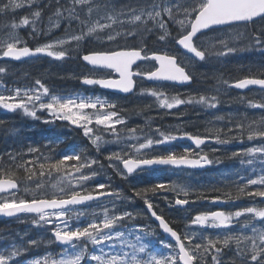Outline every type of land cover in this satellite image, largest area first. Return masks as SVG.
I'll use <instances>...</instances> for the list:
<instances>
[{"label": "snow or ice", "instance_id": "obj_1", "mask_svg": "<svg viewBox=\"0 0 264 264\" xmlns=\"http://www.w3.org/2000/svg\"><path fill=\"white\" fill-rule=\"evenodd\" d=\"M217 7L214 0H192L191 6L188 0H138L135 6L130 3L118 10L112 0H52L47 3L45 0H40V3L36 0H0V17L6 18L4 25L6 32L27 26L32 28L30 34L35 36L36 20H41L46 12L51 11L58 21L52 26L61 28L63 25L59 21H66L68 27L65 28V32L69 37L38 46L33 50L28 46L18 47L19 40L13 36L12 39L16 40V43H7L2 55L20 60L46 54L48 57L62 60L69 55L63 46L67 45L70 48L73 43L80 45L81 41L88 42L93 37H102L99 49L91 50L89 54L79 58L93 68L114 71L119 79L94 78L82 74L80 77L82 84L98 85L104 89L129 94L135 90V77L188 85L194 79L189 66H194L197 62H206L210 56L209 49L197 42L198 34H202L203 30L215 32L241 23L246 26L259 23L249 36V47L264 53V10H261L259 5H242L240 7L244 11L235 16L214 15L213 10ZM21 10H26V14L20 17L17 23L16 17ZM76 24L80 26L79 34H76L73 27ZM175 24L179 25V29L175 30L173 35L172 25ZM144 33L155 34L158 41L164 45L171 44L183 49L186 63L167 51L163 54L152 51L149 55L147 49L143 47L135 44L129 46V41H136L137 37ZM216 40L224 48L223 51L216 52L217 57L237 51L220 37H216ZM57 45L61 46L60 49L54 50ZM137 61H154L158 66L155 70L141 69L133 72V65ZM5 72L6 68L0 67V73ZM261 75H264V72H261ZM35 84L39 88L17 87L14 92L0 90V109L8 112L20 110L25 116L40 120L44 124L67 122L73 126L74 131L90 141L97 153H100L101 145L113 142L98 135V130L112 136L114 142L118 144L123 142L117 126L127 128V121L121 111L117 110L116 103L100 97L77 95L62 97L53 94L39 79ZM224 84L236 89L257 85L264 90V78L246 77L230 85L225 80ZM5 91L8 94H4ZM145 93L155 97L159 106L166 109L192 103L216 108L219 103L216 96L200 95L198 99L195 96H188L184 99L179 94L169 97L155 89H141V94ZM248 106L264 112V99L258 102L250 100ZM45 112L47 117L43 116ZM4 123L0 121V125ZM98 126L103 127L100 129ZM236 127L240 130L239 140L243 143L245 125L241 123ZM127 131L129 141L136 142H129L119 151L105 155L107 167L125 179L156 165L204 168L221 162L218 158L212 159L208 154L196 153L190 148H185L182 154L175 152L151 156L145 154L146 150L182 138L192 141L196 148H200L206 143V137L189 133L176 136L157 129L159 138L146 137L144 142H140V138L135 136L136 128H127ZM209 131L216 133V143L219 144H227L236 139V137L220 139L219 130ZM246 131L247 141L251 142L252 146L233 152L232 157L239 159L241 165L250 166L255 178H247L246 183L238 187L236 197H229V200L213 197L211 203H228L246 196L260 198V203L264 204V116L258 122L248 125ZM59 142L57 140L55 143ZM45 148L50 151V155L44 154ZM75 148L76 145L70 144L66 151L58 153L53 149V142L43 146L30 144L27 146V155L32 157L31 169L24 162L25 153L22 150L0 153V193L8 194L0 197V215L18 217L19 214H34L31 218L33 226L51 233L47 240L22 238L19 246H9L0 250V264H16V261L31 249L53 244L61 246L60 253L34 257L24 264H264V207L249 206L234 212L217 210L198 213L189 219L181 235L167 222L162 213H157L156 205L147 193L155 195L174 191L177 195L185 197L174 201L175 206L183 207L195 203L187 198L189 192L185 187L160 182L151 187L134 188L132 197H122L110 183L97 182L94 189H88L85 187L86 184L100 175L95 166L103 169L104 164L91 152L85 154L83 149L76 152ZM256 164L261 166L259 175L256 174ZM37 166L40 177L50 176L53 171L63 173L62 181L58 185H53L58 190L49 193L43 183L36 182V189L39 191L33 193L31 200L18 197L13 191L18 188L13 169L23 168L28 172L27 178L32 180L33 176L37 175ZM68 167L71 171L67 170ZM240 180H245V177H240ZM249 186H254L253 190L249 191ZM137 197L143 200L150 218L158 222V228L175 241L174 245L167 239H162L159 241L162 249L155 250L152 247L153 240L150 239L157 235L155 229L149 230L145 225L136 224L141 214L117 204V201L134 204ZM102 198L107 200L110 208L102 203L100 212L88 214L76 207L89 201H100ZM165 199L167 200V197ZM169 205L172 206L171 201ZM88 216L91 217L89 222L82 226L72 227L69 223L72 219ZM241 219L244 220L243 224ZM192 225L204 230L217 229L220 234L215 237L205 236L203 232L192 230ZM164 249H167L166 253ZM229 253L230 259L226 261L225 256Z\"/></svg>", "mask_w": 264, "mask_h": 264}, {"label": "rangeland", "instance_id": "obj_2", "mask_svg": "<svg viewBox=\"0 0 264 264\" xmlns=\"http://www.w3.org/2000/svg\"><path fill=\"white\" fill-rule=\"evenodd\" d=\"M188 3H189V6H191L192 0H188ZM57 22L58 21L56 20V17L54 16L53 18L48 19L47 22L44 25H42V24L40 25L41 27L37 30L38 39L45 40V39L51 38L49 41L43 43L42 45L48 44V43H54L56 40H59V39H68L69 38L66 33L59 34L57 32V30H56V27L52 26L53 24H55ZM59 23H60V21H59ZM258 26H259V23L257 25H247V26L243 24V25H235L232 28H227V29L223 28V29H221L220 32L215 33V34H214V32L213 33L207 32L206 34H208V36H205L204 40L207 43H210L211 45H215V44H219L218 41L216 40V37H220L226 43L230 44L231 46H233V47H235L237 49V51L235 53L229 54V56H228L229 59L232 58V61L234 63V66H232L233 64L231 63L232 67H230V69H229L230 71H236V72L245 71L247 73H250L253 70V68H256L257 71L264 72V65L261 63V60H262V57H263L264 53H261L259 51L250 49V47H249V45H250L249 36L250 35L247 34V32H246L248 30L249 33L252 34V29L254 27H258ZM73 27H74V29L76 31V34H79V28H80L79 24H76ZM172 27H178L179 28V25L175 24V25H172ZM237 27H240V28H237ZM173 29H176V28H173ZM16 30L11 32L10 35L5 40V42H4L5 48H6V44L9 43V42L16 43V40L12 39L13 36H15L19 40V43L17 44V46L19 44H23L25 42L22 37H20V36H18L16 34ZM86 30L87 29H85V31ZM41 33H44V34H41ZM139 37L140 36H138L137 39ZM100 38H102V37H93V39H95L97 42L101 41ZM156 39H157V37H156ZM42 45H39V46H42ZM57 46H59V45H57ZM220 46L223 48L222 45H220ZM63 47H65L67 49V52L69 53V55H71V52H70L71 51V47L68 48L67 45H65ZM217 50H219V49H217ZM252 55L254 57L253 60L251 58ZM209 58H210V56H209ZM209 58L203 64H197L196 63L194 65V67H198V68H202L203 69V73L204 74L201 76L202 79L213 78L215 76V71H210V72L206 71V68H209L208 64H207ZM211 59L214 60V59H219V58H215L214 57V58H211ZM146 64H148V63H146ZM37 66H38L37 63H34V62L30 61V62L23 63V64H21L18 67L13 68V67H11V65L9 63L0 61V67H5L6 71L9 70L10 72H21L23 70H27V71L35 72L38 76L44 77L45 73L37 71L36 70ZM226 69H228V66H225V68L220 69L221 73H219V74H222L223 73L222 71H224ZM82 74L83 75H92V74H94V71H91V72H89V71L76 72L74 74V76H75V78L80 79ZM97 75L99 77H106L108 75V73L98 71ZM137 85H138L139 91L138 92L136 91V93H135L136 95H134L132 97H127L126 99L120 98V99H114V100L107 99L108 101L114 102V103H116L118 105V109L117 110L121 111L124 119L127 121V128H135L138 125H140V124H138L139 119L138 118L130 119L127 116H125L124 114H130V113L136 114L137 111L139 109H141L142 103L145 104V107H149L153 111H156L157 108L159 107V103H158L157 99L155 97L151 96V95L146 94V93L145 94H141V89H146V90L155 89V90L163 92L165 96H169V97L173 96L175 93L179 92L178 90H174L171 87H167V86L148 87L144 83H141V82H139ZM28 87H32V86H24V87H20V88L21 89H25V88H28ZM37 88H39V86ZM4 89L11 90L12 92H14V90L16 88H15V86H11V85H7L6 86V85H3V84H0V90H4ZM255 89H258V88H255ZM215 90L216 89H213L212 91H210V93H209L210 96H212L214 94ZM223 93H226V89H224ZM4 94H8V92L5 91ZM76 95L77 96H84L82 94H76ZM143 95H147V99L145 101H142L143 100ZM200 95H203V94L199 93V94H196V95H189V96L199 97ZM254 95L257 96V94H254ZM221 96L222 95L220 93V97ZM259 96L262 99H264V96H261V95H259ZM66 97H68V96H66ZM187 98H188V96H186L184 99H187ZM232 98H233V96H232ZM223 100H227V99H223ZM218 108H219L218 105L214 109H203L202 107H198V109H199L198 112L200 114H205V115L209 114L210 112L211 113L214 112V114L216 115L217 114L216 110ZM250 110L253 111V108L250 107ZM88 112H90V111H88ZM141 112H142V117L143 118H149V120H150L151 116H153L155 119H158V115H155L154 113L150 112L149 110H143ZM43 116L47 117V113L46 112L43 113ZM221 116L226 121H231V120H237L238 114H237V112H233V111H223L221 113ZM37 121H40V120H37ZM152 122H153V125H155L156 122H154V121H152ZM54 124H56V123H54ZM50 125H53V124H50ZM117 128H118V130H126V132H128L127 128H123V126H119L118 125ZM206 129H208V130L209 129H217V130L220 131V126H218V124L216 123V120H215V122L213 123L211 128L207 127ZM245 132H247V131L245 130ZM97 134L104 136L105 140L113 141V142L101 145L100 153H97L96 149L91 145L90 141L88 139H86V138L84 140V143L80 146L79 151H81L83 149L85 151V153L86 152H91L92 155L97 156L98 159L104 164V168L103 169H100L98 165L95 166L96 170L98 172H100V175H98L94 180L89 181L86 184L85 187L88 188V189H94L95 188V184L97 182H103V183H106V184L110 183L111 186L116 191H118L121 194L122 197H132L133 196L132 193H131L132 195L126 193L123 190V188L120 187V186L126 185V184L137 185V184H139L140 179H136L134 177L133 178L128 177L125 180H120L121 176L119 177L118 175L115 174V172L112 169L107 167V161L105 160V155L110 154L113 151H119V149L121 147H125V145L127 143H129V142L133 143V142H136V141L135 140H132V141L128 140L126 142L125 141V137L122 136L123 137V142L118 144V143L114 142V138L112 136L108 135L107 133H104L103 131L102 132L101 131H97ZM239 136H240V130L239 129H229L226 134L225 133L222 134V132L219 134L220 139H228L229 137H236V139L231 140L232 147L231 146L227 147L226 144H221L224 148H227L222 153V158L224 160L222 161L221 164H228L225 161V158H226L227 154L232 155L233 152H237L238 150H240V149H238V145L240 143ZM136 137L140 138V142H144L142 140H144L146 137L159 138V136L156 135V134H145L143 136H136ZM245 140H247V138H245ZM117 144H118V146H116ZM247 144L249 146H252L251 142L247 141ZM161 146L162 145H159V146H156L153 149L146 150L145 154L148 155V156L153 155V154L158 152V150L160 149ZM79 151H76V152H79ZM213 166L215 167V169L214 168H211V169L206 168V169H203V170H205L206 172L209 171V173H215L216 171L220 170L217 167V164L213 165ZM144 175H146V174H144ZM162 175H165L167 177L166 184L172 181V185L185 187L188 190V192H189V195H188L187 198L190 201L198 200V204H197L198 213L207 212V211H217V210H222V211H225V212H234L237 209H242L244 207H249V206L264 207V204L260 203V198H256V201H255L253 198H248L246 196H241L238 199H234V200H236V201L245 200V202L243 204L229 203L228 205H223L224 208H218L216 210L213 209L212 207L208 208L205 205V202L200 201V199H199V197L197 195V192H199L201 190V188L203 187L200 182H194V181L189 180L186 177L185 173L182 172V171H168V170H165L162 167L157 168V170L155 172L156 178L161 180V176ZM257 175H259V174H257ZM117 177L119 178L118 180H117ZM243 177H245V176L243 175ZM121 178H123V177H121ZM253 178H255V177H253ZM242 181H244V180H240V179L223 180V182H225V183H239L236 186L237 189H238V187L243 186L246 183V182H242ZM77 190H80V189H77ZM249 191H251V190H249ZM172 192H173L174 197L172 198L171 193H169V191H168L167 194H165L162 197L163 201L155 200L154 198H150L149 197L152 200V202L154 203V205H156V211L159 214L162 213L164 217H168L169 215L174 214V209L180 207V206H175V204H174L175 199H177V198H181V199L185 198L182 195H177V193L174 192V191H172ZM165 197H167V200L165 199ZM233 197H236V195H234ZM227 200H229V199L227 198ZM169 201L172 202V206L169 205ZM139 202H140V198L137 197V198H135L134 204L130 205L128 201H124L123 203L121 201H117V204L120 205L121 207H124V208L128 209V210H132L134 212H138V213L141 214L139 216L138 220L143 219L144 220V224L141 223V222H137V221H136V224L145 225V226H147V228L149 230L155 229L157 235L154 236V237H151L150 239L153 240L152 247L155 250H160V249H162V245L160 244L159 241L162 240V239H165V238H164L163 235L160 234L158 229H156L153 224L148 222L149 218H148L147 213L145 212L144 206H139V204H138ZM102 203L104 205L108 206L109 208L111 207V205L108 204L107 200L104 199V200H101V201H97V202H93V203H90V204H87V205H84V206L77 207V209L80 210V211H84V212H86L88 214H90L92 212H100L101 211L100 205ZM90 218H91L90 216H88L87 218L86 217H80L79 219H72L69 223H70V225L72 227L82 226L83 223H81V222H85L84 224H86L87 222H89ZM169 221H175V220L169 218ZM243 223H244V220L241 219V224H243ZM236 227L239 228V225H237ZM173 228L175 229V227H173ZM179 229H180L179 232L181 233V235H183V232L185 230V226H180ZM191 229L203 232V234L205 236L212 235L213 237H215L216 235L220 234L219 230H217V229L204 230V229H199V226H196V225H192ZM11 231H12V229L9 230V232H11ZM19 232H20L19 230L16 231V235H18ZM48 238L49 237H48L47 233H45V231H41L40 233H37V236L35 237V239H43V240H47ZM10 246H12V245H10ZM41 246L43 248H46L47 251H43L41 253V255H39V257H43L45 254L55 255V254L61 252V249H57V250L54 249V246H55L54 244L53 245H41ZM8 247H6V248H8ZM233 247H234V245H233ZM4 249H1V250H4ZM164 251L166 253L167 249H164ZM230 255H226L225 256V260L226 261L230 259ZM56 258H58V257H56ZM19 259L16 261V264H24V262L19 261Z\"/></svg>", "mask_w": 264, "mask_h": 264}, {"label": "trees", "instance_id": "obj_3", "mask_svg": "<svg viewBox=\"0 0 264 264\" xmlns=\"http://www.w3.org/2000/svg\"><path fill=\"white\" fill-rule=\"evenodd\" d=\"M37 3H40V0H36ZM52 2V0H45V3ZM138 2V0H112V3L115 5L117 10L121 7H124L128 4H135ZM26 14V10H21L16 17L17 23L19 22V18ZM54 15L51 11L46 12L43 15V18L41 20H36L35 28L38 30L42 25H44L48 19L53 18ZM30 19H35L34 17H30ZM6 23L5 17H0V54L2 53L4 42L7 39V37L10 35L11 32L14 30L5 31L4 25ZM61 24L63 27L58 29L59 34H64L65 28H67L66 21H61ZM179 29L178 27H172ZM240 28V27H237ZM32 32L31 27H20L16 30V34L21 36L23 39H25L26 44L29 46L36 45L43 41V39H38V35H31ZM247 34L251 35L249 31H246ZM38 34V32H37ZM173 35H175V31L173 30ZM156 35H149L148 33H144L142 36H140L136 41H129V46H132L133 44L143 47L146 49L155 48L158 46L159 42L156 39ZM123 44L124 42L121 41ZM100 48V42L95 41L94 39L84 42L78 51L81 52H90L91 50L99 49ZM69 59L62 60V61H52V63L55 64H62L64 65L63 70H59L57 73L49 75L47 79L45 78H38L37 76H28L23 75L22 77L19 76L21 79L20 81L26 84L35 83L37 79L41 80L42 83L45 84L53 94H59V96L66 97L71 95H76L78 92H84L83 88H81L79 82L72 76V72L70 70V66L72 64H75L77 69L75 70H84L86 69V66H84L79 60L77 55H71ZM252 60L254 59L253 55L251 56ZM19 64H15L17 66ZM253 70H256V68H253ZM18 77L17 75H13V72L8 71L6 74H0V84L3 85H19L20 82L14 81V78ZM91 90L92 93L98 94L96 90L93 89H87ZM101 93V94H100ZM99 95H109L108 93L100 92ZM138 119L142 120V112L141 109L137 111ZM128 115V114H126ZM0 121H4L5 123L3 125H0V153H5L11 150L16 151H23L25 153L24 156V162L26 163L27 167L29 169L32 168V165L30 163V160L32 157L27 155V146L33 145V146H43L47 144L48 142H53V149L55 152H64L66 148L73 144L78 138H79V132L73 130V126L68 125L67 122H61L58 121L57 125H54L52 128H46L44 124H35L34 120L30 117L25 116L22 111L18 110L16 112H8L7 110L0 109ZM10 124V125H9ZM30 124H34V128L30 129ZM245 130L248 126V124L244 123ZM102 129V128H100ZM73 133V137L69 136V133ZM244 138L247 135V132L244 131ZM64 137L66 140L64 142L60 141V138ZM59 140V144H56L55 142ZM45 155H50V151L45 148L44 149ZM256 174L259 173L260 165L256 164ZM68 171H71V168H67ZM15 172L14 179L17 181H20L22 184V190L24 191L23 194H19L18 197L31 200L33 193L36 191H39L36 189V182H41L44 184V187L46 191L49 193H52L54 191H57L58 189L54 188L53 185H58L62 179H63V173H57L55 171L52 172L50 176L46 175L44 177H40L38 175L39 168L37 166L36 172L37 175L33 176L32 180H29L28 172H26L23 168L21 169H13ZM186 177L194 182H200L202 184V188L199 192H197V195L202 202H207L208 199L212 197H221V198H228L233 197L237 193L236 186L239 183H225L223 180L228 179H240V177H243V175L246 178H253L255 177L252 173L251 167L247 165H241L239 161L231 162L226 165L219 171H216L215 173H205V172H190V171H184ZM146 176L143 175L142 178ZM147 178H144L143 181L140 180L139 184L134 185H128L126 188L129 191H133L134 188L139 189L141 186L145 187H151L152 185L156 184V181L164 182L166 183L167 177L165 175L161 176V180L153 176L152 174H147ZM119 178L117 177V180ZM144 184V185H141ZM170 186L172 185V181L167 183ZM123 189L124 185L120 186ZM144 187V188H145ZM143 188V187H141ZM27 189V191H25ZM253 187L249 186L248 190H252ZM168 192V191H167ZM167 192H161L158 194H152L147 193V195L150 198H154L155 200L163 201V196L167 194ZM171 193L172 197H174L173 192L169 191ZM195 203H190L191 206L177 210L176 213H174L171 217L176 218V223H172L173 227H177L179 224H185L187 225L189 222V219L196 215L198 213L197 204L198 200H194ZM236 201V200H232ZM242 203L245 202V200L241 201ZM167 219L169 218L166 217ZM84 224V223H83ZM19 225L22 227V230L25 232H33L36 233V230H38L36 227L33 226L31 223V218H28L22 222L19 223ZM16 225L13 224V222L10 221H0V233H4L5 231H8L12 229V227H15ZM40 230V229H39ZM44 230V229H43ZM2 235V234H0ZM0 242H2L0 240ZM46 249V248H45ZM54 249L55 246H54ZM43 247L40 248H33L28 253L23 255L21 258L27 259L34 255H38L43 251Z\"/></svg>", "mask_w": 264, "mask_h": 264}, {"label": "flooded vegetation", "instance_id": "obj_4", "mask_svg": "<svg viewBox=\"0 0 264 264\" xmlns=\"http://www.w3.org/2000/svg\"><path fill=\"white\" fill-rule=\"evenodd\" d=\"M215 31V33L220 32ZM213 33V31H209ZM199 36V35H198ZM205 36H208V34H205L202 38H205ZM199 39V38H198ZM158 40V39H157ZM159 42V41H158ZM198 43H202L203 46L207 47V42L203 41L202 39L197 41ZM175 45H164L161 42H159L158 47L156 49L148 50V54L150 55L152 51H167L170 54L176 55L173 52H170ZM210 51V58L207 62L208 67L206 68L207 72L215 71V76L213 78H207L202 79L201 76H197L193 79L192 83L189 84L187 87L181 89L179 92L175 93L174 95H180L182 98H185L189 95H196L199 93H202L203 95L210 96V91L215 89L217 86L219 88V92H215L213 96L217 97V100L219 103L217 104L219 108L216 110L217 114L215 115L213 113H209L207 115L200 114L198 112V107L201 106V104L198 103H192V104H182L180 106L174 107L173 109H166V108H158V119H155L153 116H151V121L156 122L155 125H153V122H150L149 125L151 127L150 134H156L157 129H159L161 132H164L165 134H172L176 136H183L184 133H189L192 135H199L201 137H206V143L201 145L200 148H196V146L192 143V141L182 138L177 139L169 144H163L161 147H164L163 150L158 151L157 153L153 155H159V154H165L167 152H175L178 154L183 153L185 148L193 149L194 152L200 153V154H208L210 158L212 159H220V163L224 160L222 158V153L227 148H224L221 144L216 143V133L209 131L206 129L207 127L211 128L213 123L216 120V123L218 126H220L219 134L222 132V134H226L229 129H238L236 126L238 124H253V122H258L262 116H264V112L258 109H254L253 111L250 110V107L248 106V102L251 100L253 102H258L262 98L259 96H264V90L261 89H255L254 87L249 88L246 91H238L234 89H230L228 85L224 84V81L227 80L228 84L234 83L238 79H243L246 77L251 78H264V75H261V72L257 70H252L250 73H247L245 71H230V67L234 66V63L232 61V58H228L229 55L217 57L216 52L222 51L217 50L215 47L208 48ZM177 56V55H176ZM219 58V59H211V58ZM232 61V62H231ZM231 63L233 64L231 66ZM261 63L264 65V54L261 60ZM225 66H228V69L222 71V74L220 72V69L225 68ZM94 71L90 70L89 72ZM167 85V84H166ZM176 88V87H174ZM223 89V90H222ZM224 89H226V93H223ZM222 90V91H221ZM227 99V100H223ZM254 94H257L255 96ZM259 94V95H258ZM233 96V98H232ZM197 99L199 97H196ZM214 109V108H213ZM223 111H233L237 112V120H231L226 121L222 118L221 113ZM149 119V118H147ZM159 136V135H158ZM247 137V135H246ZM245 137V138H246ZM243 143H239L241 148L249 147L247 144V140H245ZM229 146H231L229 144ZM215 149L216 151H213ZM151 156V155H150ZM194 158V157H190ZM226 163H231L235 161H240L237 158H233L232 155L227 154L225 158ZM217 164V165H219ZM212 165H216L215 163ZM143 181V178H141ZM230 255V253L228 254Z\"/></svg>", "mask_w": 264, "mask_h": 264}, {"label": "water", "instance_id": "obj_5", "mask_svg": "<svg viewBox=\"0 0 264 264\" xmlns=\"http://www.w3.org/2000/svg\"><path fill=\"white\" fill-rule=\"evenodd\" d=\"M215 4L218 5V7L216 9L213 10V14L214 15H218V16H235L239 13H241L242 11H244V9L240 6L242 5H259L261 10H264V0H214ZM242 24V23H241ZM208 30H203V32H206ZM202 32V33H203ZM199 35V34H198ZM182 51H184L183 49H181ZM38 55H46V54H38ZM36 55V56H38ZM32 57H35V56H32ZM25 58H30V57H25ZM25 58H21L20 60L22 59H25ZM2 59H12V58H6V57H3L2 56ZM15 60V59H13ZM82 60V59H81ZM18 61V60H17ZM82 62L87 65L88 67L90 68H93L92 65H88L86 64V62H84L82 60ZM139 62L141 61H137V63L135 65H133V67H135ZM158 66V65H156ZM94 69H101V70H108V71H112V70H109V69H105V68H94ZM133 69V68H132ZM113 74L116 76L114 78H104V79H119V76L117 73H115L114 71H112ZM145 81H147L148 83H154V82H163V81H154V80H149L145 77H142ZM167 82V81H166ZM84 85V84H83ZM179 85V84H177ZM84 86H88V85H84ZM100 90L102 91H106V92H111V93H116V94H120V95H124V96H128V95H131L132 93H123V92H119V91H116V90H112V89H104V88H101L100 86L96 85ZM90 87H95V86H90ZM250 87H255V88H258V89H261L259 86L257 85H252V86H249L245 89H248ZM234 88V87H232ZM245 89H238V90H241V91H244ZM161 165H156V166H152L151 168H155V167H159ZM209 166L207 167H204V168H189V167H179V168H189V169H195V170H203V169H206L208 168ZM178 168V167H176ZM14 191V190H13ZM96 201V200H94ZM89 202H92V201H89ZM89 202H86V203H89ZM211 203V202H210ZM212 205H215V206H222L224 203H211ZM150 214V213H149ZM22 214H19L18 216H20ZM29 215V214H27ZM13 218H16V217H3L2 215H0V219H13ZM153 220V219H152ZM157 225H158V222H155ZM161 230V229H160ZM162 232V230H161ZM163 233V232H162ZM165 235L166 238L171 239V237H168L167 234L163 233ZM173 242H175L174 240H172ZM57 246L61 247L60 245L56 244Z\"/></svg>", "mask_w": 264, "mask_h": 264}, {"label": "bare ground", "instance_id": "obj_6", "mask_svg": "<svg viewBox=\"0 0 264 264\" xmlns=\"http://www.w3.org/2000/svg\"><path fill=\"white\" fill-rule=\"evenodd\" d=\"M226 29H227V28H226ZM175 30H177V29H174V31H175ZM218 31H219V30H218ZM207 32H209V31H207ZM199 35H200V34H199ZM157 47H158V46H157ZM157 47H155V48H151V49H156ZM145 49H146V48H145ZM151 49H148V50H151ZM84 54H89V52H82L81 56L84 55ZM150 55H151V54H150ZM81 56H80V57H81ZM232 84H233V83H232ZM231 88H232V87H231ZM250 88H251V87H250ZM232 89H234V90H238V89H236V88H232ZM248 89H249V88H248ZM248 89H245L244 91H246V90H248ZM238 91H241V90H238ZM9 125H10V124H9ZM147 177H148V176L146 175V176L143 177V179H144V178H147ZM140 180H141V179H140ZM156 182H157V183H160L159 181H156ZM141 185H144V184H141ZM141 187L144 188L145 186H141ZM141 187H140V188H141Z\"/></svg>", "mask_w": 264, "mask_h": 264}]
</instances>
